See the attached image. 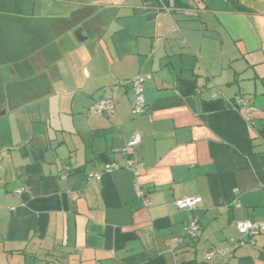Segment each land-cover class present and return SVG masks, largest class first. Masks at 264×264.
Returning a JSON list of instances; mask_svg holds the SVG:
<instances>
[{
  "label": "crops",
  "instance_id": "1",
  "mask_svg": "<svg viewBox=\"0 0 264 264\" xmlns=\"http://www.w3.org/2000/svg\"><path fill=\"white\" fill-rule=\"evenodd\" d=\"M133 133L140 175L104 172ZM237 221L264 223V0H0V264H264Z\"/></svg>",
  "mask_w": 264,
  "mask_h": 264
},
{
  "label": "built area",
  "instance_id": "2",
  "mask_svg": "<svg viewBox=\"0 0 264 264\" xmlns=\"http://www.w3.org/2000/svg\"><path fill=\"white\" fill-rule=\"evenodd\" d=\"M151 78L150 75H142L138 74L131 78L130 84L134 93V98L131 105V114L133 117H138L140 114H142L145 111V100H144V84L147 80ZM212 98L216 97V95H212ZM229 106L235 110V111H243L244 112V120L246 124L252 125V113L255 112V109L247 106L246 101L242 98H235L228 102ZM114 102L110 99H101L95 103H93L87 110V113L89 115H108L112 116L114 114ZM141 138L140 135L137 133H133L126 146L122 149H113L112 153H122L125 158V164L123 167H120L119 164L115 162H106L104 164V172H111L113 170H118L121 168H124L128 171H130L134 178H137L141 170L143 169V163H140L138 161H134L129 156V151L132 149H135L140 144ZM65 170H68L65 168ZM101 173L98 172H91L87 174L86 180L88 182L95 181L99 182L101 180ZM135 182V181H134ZM135 188L137 190L138 197L142 198V201L144 205H149L148 201L143 198V193L138 187V185L135 183ZM18 194L19 191H16ZM199 202V198L197 197H184L181 199L176 200L175 206L178 210H183L187 212H192L193 209L196 208L197 204ZM235 230L240 236H246L250 239H253L255 236L261 234L264 232V223H252L249 221H237L234 223ZM200 235V225L199 221L195 216H191L189 218L187 226L184 228V237L196 240L198 236ZM178 241V240H175ZM181 241V240H179ZM231 241V240H230ZM231 243H233L231 241ZM239 247H243L245 245V242H239ZM231 251V246L226 245L221 248L208 250L203 254V263L207 264L210 260H212L215 256L223 257L227 253Z\"/></svg>",
  "mask_w": 264,
  "mask_h": 264
},
{
  "label": "rangeland",
  "instance_id": "3",
  "mask_svg": "<svg viewBox=\"0 0 264 264\" xmlns=\"http://www.w3.org/2000/svg\"><path fill=\"white\" fill-rule=\"evenodd\" d=\"M60 51H61V53H64V54H67V51L69 53H72L73 52L74 58H76V55L79 54V52L77 50H74L73 47L68 48L66 46H62V48H61ZM21 82H25V80L23 79V77L21 78Z\"/></svg>",
  "mask_w": 264,
  "mask_h": 264
},
{
  "label": "water",
  "instance_id": "4",
  "mask_svg": "<svg viewBox=\"0 0 264 264\" xmlns=\"http://www.w3.org/2000/svg\"><path fill=\"white\" fill-rule=\"evenodd\" d=\"M76 37L78 38L77 34H76Z\"/></svg>",
  "mask_w": 264,
  "mask_h": 264
}]
</instances>
